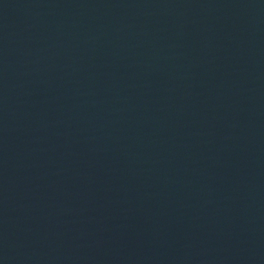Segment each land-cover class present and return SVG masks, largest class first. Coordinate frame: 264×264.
Here are the masks:
<instances>
[{
	"label": "water",
	"instance_id": "obj_1",
	"mask_svg": "<svg viewBox=\"0 0 264 264\" xmlns=\"http://www.w3.org/2000/svg\"><path fill=\"white\" fill-rule=\"evenodd\" d=\"M0 264H264V0H0Z\"/></svg>",
	"mask_w": 264,
	"mask_h": 264
}]
</instances>
